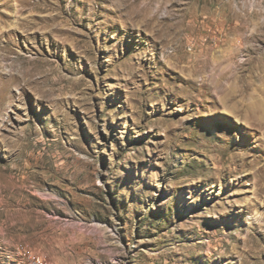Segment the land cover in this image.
I'll return each instance as SVG.
<instances>
[{"label": "rangeland", "instance_id": "rangeland-1", "mask_svg": "<svg viewBox=\"0 0 264 264\" xmlns=\"http://www.w3.org/2000/svg\"><path fill=\"white\" fill-rule=\"evenodd\" d=\"M264 0H0V264H264Z\"/></svg>", "mask_w": 264, "mask_h": 264}, {"label": "bare ground", "instance_id": "bare-ground-1", "mask_svg": "<svg viewBox=\"0 0 264 264\" xmlns=\"http://www.w3.org/2000/svg\"><path fill=\"white\" fill-rule=\"evenodd\" d=\"M263 110H264V106H263Z\"/></svg>", "mask_w": 264, "mask_h": 264}]
</instances>
